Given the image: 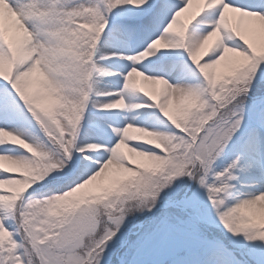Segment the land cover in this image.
Masks as SVG:
<instances>
[{"label": "snow or ice", "instance_id": "1", "mask_svg": "<svg viewBox=\"0 0 264 264\" xmlns=\"http://www.w3.org/2000/svg\"><path fill=\"white\" fill-rule=\"evenodd\" d=\"M0 264H264V0H0Z\"/></svg>", "mask_w": 264, "mask_h": 264}, {"label": "rangeland", "instance_id": "2", "mask_svg": "<svg viewBox=\"0 0 264 264\" xmlns=\"http://www.w3.org/2000/svg\"><path fill=\"white\" fill-rule=\"evenodd\" d=\"M149 87H154L157 91H158V88H159V86H151V85H149Z\"/></svg>", "mask_w": 264, "mask_h": 264}]
</instances>
